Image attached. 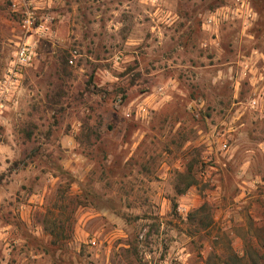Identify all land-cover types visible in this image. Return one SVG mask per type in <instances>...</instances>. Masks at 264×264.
<instances>
[{
	"label": "rangeland",
	"instance_id": "rangeland-1",
	"mask_svg": "<svg viewBox=\"0 0 264 264\" xmlns=\"http://www.w3.org/2000/svg\"><path fill=\"white\" fill-rule=\"evenodd\" d=\"M11 1L0 264H264V0Z\"/></svg>",
	"mask_w": 264,
	"mask_h": 264
},
{
	"label": "built area",
	"instance_id": "built-area-1",
	"mask_svg": "<svg viewBox=\"0 0 264 264\" xmlns=\"http://www.w3.org/2000/svg\"><path fill=\"white\" fill-rule=\"evenodd\" d=\"M21 3L23 9H20L19 4ZM30 3L27 2V0H12L11 1V7L15 10H20V13L22 15L21 17V29L23 31V38L20 37L16 48L13 53V59L11 61L12 67L16 68L21 65L27 64L30 60V48L28 45V42L26 40V36L28 31L31 29L33 26V22L36 18L35 14V8L36 7H30ZM11 72H16L15 69L14 71L10 70ZM222 147L226 148L227 143L223 142Z\"/></svg>",
	"mask_w": 264,
	"mask_h": 264
}]
</instances>
